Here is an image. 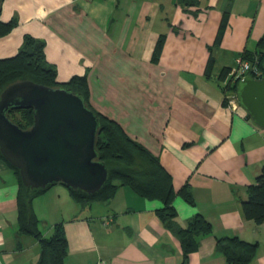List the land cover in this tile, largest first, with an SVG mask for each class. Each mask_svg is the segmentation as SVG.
I'll list each match as a JSON object with an SVG mask.
<instances>
[{
	"label": "crops",
	"instance_id": "1",
	"mask_svg": "<svg viewBox=\"0 0 264 264\" xmlns=\"http://www.w3.org/2000/svg\"><path fill=\"white\" fill-rule=\"evenodd\" d=\"M0 20L17 23L0 38L1 60L17 55L25 36L43 41L57 81L85 76L90 106L159 159L176 223L185 228L201 215L212 225L188 264H228L215 252L224 237L256 243L248 264H264V223L241 212L264 168V129L224 103L220 78L240 53L258 48L264 0H2ZM185 187L192 204L179 194ZM18 188L0 161V264L39 258L23 260L39 246L18 235ZM31 207L44 237L62 224L64 264H182L179 241L156 215L162 204L127 188L83 207L55 185Z\"/></svg>",
	"mask_w": 264,
	"mask_h": 264
},
{
	"label": "trees",
	"instance_id": "2",
	"mask_svg": "<svg viewBox=\"0 0 264 264\" xmlns=\"http://www.w3.org/2000/svg\"><path fill=\"white\" fill-rule=\"evenodd\" d=\"M16 25L14 20L7 23L0 20V38L9 34ZM161 45L162 41L156 46L155 58L160 53ZM238 58L252 65L257 60L258 68L264 75V37L259 41L255 51H244L239 54ZM231 69H224L220 76L223 95L227 91L236 93L237 85L240 82L237 80L233 85L229 83L225 85V80ZM245 76L254 77L251 72H247ZM56 77L55 67L45 59L43 41L31 36L24 37L17 55L0 59V94L15 82L29 80L48 87L68 88L82 97L86 107L100 121L96 148L98 160L104 162L108 170V179L104 186L94 194L72 190L62 184H50L45 189L31 190L23 186L18 171L8 164L0 154V161H3L14 172L18 180V235L31 237L38 243L39 258L36 264H64L67 255V240L62 224L54 225L51 235L44 237L39 228L40 222L31 207L34 198L55 185L64 186L75 203L83 207L110 201L120 188H127L140 198L159 201L162 207L156 211V215L163 226L179 241L182 250V264H188L190 254L198 246V240L212 232V225L203 216L195 215L187 221L185 228L179 226L175 221L177 213L172 205L175 195L172 180L159 159L129 138L118 123L97 113L90 106L89 89L85 76H74L66 83L58 82ZM223 101L227 104L225 99ZM7 116L23 130L31 127L33 123L31 109H13L8 112ZM186 191L185 187L179 191V194L192 204ZM247 196V200L241 202V212L244 218L253 220L256 225L264 223V168L254 183L248 186ZM257 247L256 243H247L238 237H224L216 240L215 252L222 255L228 264H248L255 257Z\"/></svg>",
	"mask_w": 264,
	"mask_h": 264
},
{
	"label": "water",
	"instance_id": "3",
	"mask_svg": "<svg viewBox=\"0 0 264 264\" xmlns=\"http://www.w3.org/2000/svg\"><path fill=\"white\" fill-rule=\"evenodd\" d=\"M236 97L252 122L264 129V75L241 79ZM13 109H31V127L23 130L14 123L7 116ZM99 127V118L68 88L24 80L0 94V154L31 190L62 184L86 194L99 191L108 179L98 160Z\"/></svg>",
	"mask_w": 264,
	"mask_h": 264
},
{
	"label": "built area",
	"instance_id": "4",
	"mask_svg": "<svg viewBox=\"0 0 264 264\" xmlns=\"http://www.w3.org/2000/svg\"><path fill=\"white\" fill-rule=\"evenodd\" d=\"M257 60L255 61V64L252 65L251 63H248L246 61H243L241 58H238L236 60V66L230 70L228 73V76L225 80V85L226 84H235L237 80H241L245 77V74L247 72H251V74L254 75L253 78L255 79H260L263 77L262 72L259 70L258 65H257ZM224 99L226 100V103L228 107H230L232 110L236 109L237 106L239 105L237 102V97L236 93L227 91L224 95ZM98 264H104V263H98Z\"/></svg>",
	"mask_w": 264,
	"mask_h": 264
},
{
	"label": "rangeland",
	"instance_id": "5",
	"mask_svg": "<svg viewBox=\"0 0 264 264\" xmlns=\"http://www.w3.org/2000/svg\"><path fill=\"white\" fill-rule=\"evenodd\" d=\"M30 241H35L32 238H29ZM39 248L36 247L35 249L30 248L26 253H23V260L26 259L27 261L31 259V263H33L36 258L38 257Z\"/></svg>",
	"mask_w": 264,
	"mask_h": 264
}]
</instances>
